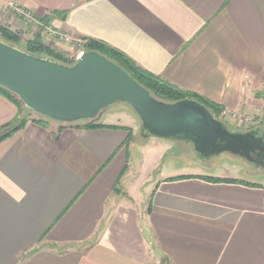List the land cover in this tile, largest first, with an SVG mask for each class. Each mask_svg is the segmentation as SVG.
<instances>
[{"label": "crops", "instance_id": "crops-1", "mask_svg": "<svg viewBox=\"0 0 264 264\" xmlns=\"http://www.w3.org/2000/svg\"><path fill=\"white\" fill-rule=\"evenodd\" d=\"M14 1L206 97L230 127L257 119L264 130V0ZM35 114L0 142V264H264V183L162 176L140 188L139 206L115 191L135 124L106 115L99 122L114 127L88 129ZM17 118L0 94V129Z\"/></svg>", "mask_w": 264, "mask_h": 264}, {"label": "water", "instance_id": "water-1", "mask_svg": "<svg viewBox=\"0 0 264 264\" xmlns=\"http://www.w3.org/2000/svg\"><path fill=\"white\" fill-rule=\"evenodd\" d=\"M0 86L26 109L59 123L97 121L126 103L139 119V135L191 143L203 158L230 153L264 168V130L230 127L194 99L166 101L113 60L84 51L73 64L33 55L0 37Z\"/></svg>", "mask_w": 264, "mask_h": 264}, {"label": "rangeland", "instance_id": "rangeland-1", "mask_svg": "<svg viewBox=\"0 0 264 264\" xmlns=\"http://www.w3.org/2000/svg\"><path fill=\"white\" fill-rule=\"evenodd\" d=\"M8 2H13L20 6L14 0H0V3L5 4ZM36 22L34 24L26 23L17 14L0 12V26L10 29L21 38L17 44L22 49H25L27 42L33 39L36 33H41L43 43L49 51L59 55V58L67 64L75 63L77 61L75 59L77 46L67 45L63 42L60 38V34L63 33L54 29L49 24L50 22L46 23L38 19H36ZM24 114V116H28L27 112H24ZM106 115L110 119L111 117L121 119L122 122L128 125L135 124V133L133 132L132 141L129 142L128 147L126 146V150L129 152V164L125 181L119 182L115 191L123 194L124 190H128L136 199L140 200L139 206L143 202L146 203L145 196H139L140 188L144 187V193L150 192V187L162 176L205 174L214 177L242 178L264 183V168L258 167L237 155L222 153L203 158L195 152L191 143L177 140L169 141L171 148L166 152L163 151L162 145L166 146L169 143L166 142L168 140L152 139L146 145L141 146L145 140L139 135L138 116L126 103L118 104L103 111L100 118ZM221 118L224 120L223 114ZM99 120L95 122L100 123ZM85 122L78 121L76 123L82 125ZM142 191L143 189H141Z\"/></svg>", "mask_w": 264, "mask_h": 264}, {"label": "trees", "instance_id": "trees-1", "mask_svg": "<svg viewBox=\"0 0 264 264\" xmlns=\"http://www.w3.org/2000/svg\"><path fill=\"white\" fill-rule=\"evenodd\" d=\"M51 19L52 17L48 16L43 21H45L46 23H49ZM0 37H2L4 40L10 43H13L15 45H18L17 43H19V41L21 40V38L16 33H14L8 28H3L1 26H0ZM85 40H86V47H85L86 50L98 51L99 53L105 55L109 59L116 62L118 65L124 68L130 75H132L140 84L148 88L152 92V94L156 96L157 98L166 100V101H178L181 99H194L204 104L216 118L222 119L221 115L223 114V108L217 105L216 103L210 101L206 97L199 95L197 93H194V92H188V91L181 90L180 88L163 80L162 78H159L158 76L145 71L144 69L139 67L137 64H135L126 54H124L123 52L115 48H112L94 39H85ZM24 50H26L27 52L33 55L48 56L60 62L66 63L65 61L59 58L60 57L59 55H56L55 53L49 51L45 47L42 37H41V33H36L34 38L27 42ZM0 94L8 98L18 107V118L13 123H10L0 129V142H2L6 138L20 131L26 125V123L29 120H31L30 116L35 113L26 109L23 101L10 90L0 86ZM24 112H27L28 116L27 115L23 116L25 115ZM39 120L41 122L50 121L49 119H46L40 115H39ZM79 127L93 129V128H99V127H114V126L97 123L95 121H86ZM127 129L129 130V136L126 140L125 145L128 147L129 142L132 141L133 131L130 128H127ZM127 153H128V159H129V152ZM127 170H128V166L126 165V167L124 168L122 172L121 177L127 172ZM206 179L210 181H215V182H220V181L237 182L238 181V180H233V179H222V178H214V177H206ZM119 182L120 180H118L116 184V189H117V185L119 184Z\"/></svg>", "mask_w": 264, "mask_h": 264}, {"label": "built area", "instance_id": "built-area-1", "mask_svg": "<svg viewBox=\"0 0 264 264\" xmlns=\"http://www.w3.org/2000/svg\"><path fill=\"white\" fill-rule=\"evenodd\" d=\"M0 12L17 14L26 23H30V24L37 23L36 22V18L31 13L26 12L22 7L18 6L17 4H15L13 2H8V3H5V4L4 3H0ZM57 34H58V32H57ZM60 38L67 45H76L77 46L78 49H77V53L75 55V59L78 60L80 55L85 51L86 40L75 39V38H73L71 36L64 35V34H60ZM247 122H248L247 123L248 125H251V123H252L250 119H247ZM254 124L257 125V119L256 120L254 119ZM255 125H254V127H258V126H255ZM254 127H250L248 129H251V128H254Z\"/></svg>", "mask_w": 264, "mask_h": 264}]
</instances>
